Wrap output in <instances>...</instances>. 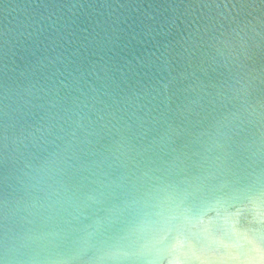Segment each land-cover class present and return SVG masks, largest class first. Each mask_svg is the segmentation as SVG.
I'll list each match as a JSON object with an SVG mask.
<instances>
[{
	"label": "water",
	"instance_id": "obj_1",
	"mask_svg": "<svg viewBox=\"0 0 264 264\" xmlns=\"http://www.w3.org/2000/svg\"><path fill=\"white\" fill-rule=\"evenodd\" d=\"M0 264H264V0H0Z\"/></svg>",
	"mask_w": 264,
	"mask_h": 264
}]
</instances>
